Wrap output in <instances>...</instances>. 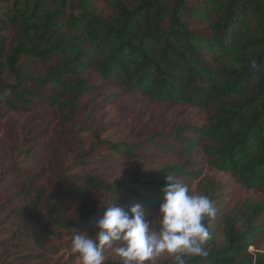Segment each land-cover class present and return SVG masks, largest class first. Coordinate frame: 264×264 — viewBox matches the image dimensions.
<instances>
[{"label":"trees","instance_id":"obj_1","mask_svg":"<svg viewBox=\"0 0 264 264\" xmlns=\"http://www.w3.org/2000/svg\"><path fill=\"white\" fill-rule=\"evenodd\" d=\"M103 2L100 8L98 0H0V121L45 106L74 124L92 92L94 71L123 92L201 108L206 123L178 125L135 144L113 142L101 139L104 127L93 107L77 130L88 132L91 141L75 139L76 158L58 175L68 188L55 195L51 220L65 231L91 235L116 198L125 211L136 204L157 207L166 175L200 176L174 164L112 185L95 172L93 160L103 156L141 159L152 150L182 155L200 149L210 166L264 192V0ZM193 22L207 31L193 30ZM34 144L23 153L25 167L42 156L43 148ZM11 170L27 182L0 209H11L18 219L38 218L46 200L44 186H35L39 174ZM199 184L214 202V184L208 178ZM21 195L30 203L20 204ZM220 213L217 207L215 218L205 221L208 255L188 264H264V252L248 250L264 232V203L245 201L232 214ZM174 259L166 255L159 264Z\"/></svg>","mask_w":264,"mask_h":264},{"label":"rangeland","instance_id":"obj_2","mask_svg":"<svg viewBox=\"0 0 264 264\" xmlns=\"http://www.w3.org/2000/svg\"><path fill=\"white\" fill-rule=\"evenodd\" d=\"M98 5L103 8V0H98ZM191 27L198 32L207 31L206 25L200 22H193ZM90 85L93 87L92 92L84 99L82 113L74 124L60 118L57 112L45 106H38L30 113H10L0 121V206L8 202L27 182L24 176H13V166L38 173L35 186L42 184L46 196L38 218L18 219L11 209H0V264H80L69 250L73 233L58 227L51 220L49 210L56 200L55 195H61L68 188L58 175L60 171L67 173V167L75 160L78 152L77 137L91 141L88 132L79 133L77 130L93 107L96 122L104 127L101 139L108 138L113 142L135 144L154 136L157 139L161 137L159 131H167L178 125L200 127L206 123L207 113L201 108L182 103L154 102L141 93L123 92L120 86L107 82L94 71L91 72ZM117 93L119 96L113 97ZM106 97L108 101L104 102ZM33 143L43 148L42 156L30 161L25 167L23 153L30 145L32 150L36 149ZM103 157L102 160H93L95 172L112 185L129 182L135 174L146 169H159L174 164L188 165V170L199 172V179L178 180L184 181L191 193L203 194L199 183L203 178H208L217 189L214 192V204L221 210L220 214L234 213L245 201L264 203V192L257 188L247 189L234 181L231 172L218 171L210 166L207 156L200 149L182 155L152 150L141 159L122 155ZM21 196L20 204L30 203V198ZM157 208H145L149 214L147 218H153ZM25 221L27 226L23 224ZM95 231L94 226L92 234ZM248 250L264 252V232ZM105 256V264H117V258L110 250H106Z\"/></svg>","mask_w":264,"mask_h":264},{"label":"clouds","instance_id":"obj_3","mask_svg":"<svg viewBox=\"0 0 264 264\" xmlns=\"http://www.w3.org/2000/svg\"><path fill=\"white\" fill-rule=\"evenodd\" d=\"M160 201L153 218L136 204L125 211L117 198L104 207L96 231L74 230L70 252L80 264H105L106 250L117 264H157L167 255L174 264H188L190 259L208 255L210 239L206 220L216 216L214 202L206 194H193L173 175H166Z\"/></svg>","mask_w":264,"mask_h":264}]
</instances>
